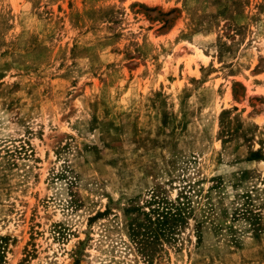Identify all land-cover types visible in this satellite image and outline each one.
I'll use <instances>...</instances> for the list:
<instances>
[{"label": "rangeland", "instance_id": "1", "mask_svg": "<svg viewBox=\"0 0 264 264\" xmlns=\"http://www.w3.org/2000/svg\"><path fill=\"white\" fill-rule=\"evenodd\" d=\"M0 264H264V0H0Z\"/></svg>", "mask_w": 264, "mask_h": 264}, {"label": "trees", "instance_id": "2", "mask_svg": "<svg viewBox=\"0 0 264 264\" xmlns=\"http://www.w3.org/2000/svg\"><path fill=\"white\" fill-rule=\"evenodd\" d=\"M143 219L142 220H132L130 222V237L132 240L141 243L140 236H145L146 240L158 239L159 237H163L166 231L169 234H174V230L180 221L177 215L172 214L167 207H159L151 209L149 212H142ZM245 218V217H244ZM149 241H147L148 243ZM152 242L148 243L151 244ZM146 244L142 250L145 255L149 257L151 255L150 246Z\"/></svg>", "mask_w": 264, "mask_h": 264}, {"label": "bare ground", "instance_id": "3", "mask_svg": "<svg viewBox=\"0 0 264 264\" xmlns=\"http://www.w3.org/2000/svg\"><path fill=\"white\" fill-rule=\"evenodd\" d=\"M196 54L202 57V55L200 54V52H198V50H196ZM203 59L205 60V58H203ZM226 98L228 99V93H226Z\"/></svg>", "mask_w": 264, "mask_h": 264}, {"label": "crops", "instance_id": "4", "mask_svg": "<svg viewBox=\"0 0 264 264\" xmlns=\"http://www.w3.org/2000/svg\"><path fill=\"white\" fill-rule=\"evenodd\" d=\"M203 55V54H202ZM204 56V55H203ZM212 58V57H211ZM205 60H206V58H205ZM228 96H229V93H228Z\"/></svg>", "mask_w": 264, "mask_h": 264}]
</instances>
